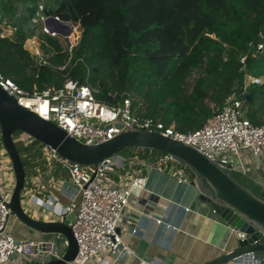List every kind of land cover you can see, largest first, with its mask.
Returning a JSON list of instances; mask_svg holds the SVG:
<instances>
[{
  "label": "trees",
  "instance_id": "16d2710c",
  "mask_svg": "<svg viewBox=\"0 0 264 264\" xmlns=\"http://www.w3.org/2000/svg\"><path fill=\"white\" fill-rule=\"evenodd\" d=\"M38 3L45 4L46 15L82 26L64 70V38L32 24ZM0 25L15 28L8 38L0 30V71L24 90L59 88L66 79L87 83L99 100L117 103L130 96L135 107L142 102L145 117L181 132L201 129L215 107L236 95L249 121L264 125V49L258 50L264 46V0H0ZM33 36L41 41L46 65L25 49ZM203 67L204 75L188 90V78ZM13 138L26 172L24 199L37 191L30 177L46 175L49 166L44 144L25 146ZM133 149L130 156L166 155Z\"/></svg>",
  "mask_w": 264,
  "mask_h": 264
},
{
  "label": "built area",
  "instance_id": "2783aa9c",
  "mask_svg": "<svg viewBox=\"0 0 264 264\" xmlns=\"http://www.w3.org/2000/svg\"><path fill=\"white\" fill-rule=\"evenodd\" d=\"M45 10L44 3L37 4V12L32 24L51 37L64 38L69 55L65 66L59 68L64 70L70 66L83 29L79 23L48 16ZM11 28L14 33L15 28ZM1 37L10 36L1 34ZM25 44L29 46L27 51L30 54L41 56V41L37 36L27 39ZM252 46L251 44L250 47ZM263 49L264 46L260 43L258 50L261 52ZM245 60L246 56L241 62L244 64ZM38 63V65L48 64L44 60ZM248 80L252 84L262 83V79L259 78L249 77ZM0 87L9 96L15 98L22 108L58 126L70 137L86 145L105 143L129 130L158 133L195 148L212 163L228 170L229 173L233 171L246 173L241 155L243 151L248 152L254 159L264 156V125L256 126L249 121L242 102L236 95L229 96L222 106L215 107L201 129L181 132L174 125L167 126L160 120L145 117L142 114L141 101L135 107L132 97L122 95L120 102H104L97 98L98 91L89 84H81L71 79H66L59 88L52 86L43 91L37 89L27 91L0 71ZM19 139L25 146L35 140L30 136L27 138L19 136ZM1 152L6 158L0 157V264H24L25 261H28V264L36 262L44 264L48 258L61 259L65 251L60 252L54 240H19L9 233V221L12 216L9 204L15 189V175L6 150ZM42 154L48 166L57 164L68 173L70 182L76 187L80 196L73 223L78 253L75 260L69 264H88L93 258L103 262L106 254H117L116 262L130 256L131 251L120 234V222L123 213L130 206L131 199L146 189V179L143 177V167L146 166L144 160L137 156L133 159H125L120 155L107 159L98 167H84L64 159L56 150L48 146L43 148ZM176 161L166 154L159 157L156 164L164 167ZM128 166H131L130 169ZM122 171L124 173H121ZM115 174L118 182L113 183L110 176ZM35 180L37 179H33L34 183ZM40 203L43 204L42 201ZM72 211L74 207L68 206L65 207L63 214ZM146 217L148 215L140 214L137 224L130 227L132 235L137 236L141 233L142 221ZM155 222L158 226L173 228L160 217L155 218ZM65 246L67 247L66 240ZM137 264L161 263L139 258Z\"/></svg>",
  "mask_w": 264,
  "mask_h": 264
},
{
  "label": "crops",
  "instance_id": "0c3cea01",
  "mask_svg": "<svg viewBox=\"0 0 264 264\" xmlns=\"http://www.w3.org/2000/svg\"><path fill=\"white\" fill-rule=\"evenodd\" d=\"M243 154L249 159L248 166H253L249 169L245 167L246 173L264 185V156L254 159L246 151ZM135 156L146 163L143 167L146 189L131 199L120 222V234L131 255L116 262L117 254H106L103 262L95 260L92 264H137L139 258L161 264H258L248 258L227 262L226 256L237 247V242L232 230L201 200V196L209 190L190 168L178 161L159 167L156 164L159 159L157 156L143 158L135 154L130 159ZM46 165L48 166L47 163ZM58 166L49 165L46 175L30 177L37 191L26 194L22 199L25 200L23 207L31 217L36 215L37 220L57 221L64 217L70 219L71 215L77 214L80 196L63 168L62 173L58 171L55 175L54 171ZM35 178L37 180L34 183ZM111 179L115 183V179ZM184 179L186 182H179ZM40 201L43 202L42 205ZM68 206H73L74 211L63 214ZM141 213L148 217L142 221L141 233L134 236L130 233V227L137 224ZM47 215H53V218L40 219ZM159 217L173 228L158 226L155 218ZM14 220L16 221H9L8 231L16 239L54 240L59 251H65L63 236L40 234L19 220Z\"/></svg>",
  "mask_w": 264,
  "mask_h": 264
},
{
  "label": "water",
  "instance_id": "95a60500",
  "mask_svg": "<svg viewBox=\"0 0 264 264\" xmlns=\"http://www.w3.org/2000/svg\"><path fill=\"white\" fill-rule=\"evenodd\" d=\"M0 125L3 145L15 175V189L9 204L11 215L37 233L61 235L67 241L62 258H48L44 264H69L75 260L78 253L77 240L73 234L75 226L66 217L57 221H40L24 210L22 192L25 189L26 172L13 139L14 133L18 131L56 150L64 159L84 167H98L107 159L120 156L131 148L170 155L188 166L206 184L209 191L201 196V200L232 230L237 247L226 256L227 262L248 258L264 264V185L248 173H229L195 148L158 133L129 130L102 144H83L58 126L22 108L1 87Z\"/></svg>",
  "mask_w": 264,
  "mask_h": 264
},
{
  "label": "rangeland",
  "instance_id": "374dc122",
  "mask_svg": "<svg viewBox=\"0 0 264 264\" xmlns=\"http://www.w3.org/2000/svg\"><path fill=\"white\" fill-rule=\"evenodd\" d=\"M0 30H1V34H3L4 36H12L13 34V31H12V28H11V26H5V25H0ZM38 37V36H37ZM39 39V38H38ZM40 40V39H39ZM25 49L26 50H28L29 49V46L27 45V44H25ZM31 56L34 58V61H35V63H37V64H39L38 62H40V60H44V61H46L47 60V57L43 54V51H42V53H41V56H39V57H37V56H35V55H32L31 54ZM204 73H205V67H203V68H201V69H198V70H195L192 74H191V76L188 78V90H191V88H192V86L195 84V82H196V80L199 78V77H201V76H203L204 75ZM14 136H15V141L17 140V142H19L20 144L22 143L21 141H20V139H19V136L21 137H25V138H27L28 137V135H26L25 133H18V132H16V133H14ZM14 139V138H13ZM23 145V144H22ZM1 150H3V151H5V147H4V145H3V141H2V139L0 140V157L2 156L3 158H6V156L5 155H3L2 154V152H1ZM133 150L135 151V149H133V148H131V149H128V150H126L124 153H122L121 154V156L122 157H124L125 159H129L131 156H130V153L131 152H133ZM242 160H243V163L245 164V167H246V169H249V168H252L253 166H248L249 164H248V161H249V159H248V157L246 156V155H244L243 154V152H242ZM179 162V161H178ZM180 163V162H179ZM180 164H182V163H180ZM183 165V164H182ZM184 166H186V165H184ZM186 167H188V166H186ZM57 168V167H56ZM59 171H60V173H62V171H61V166H59ZM189 168V167H188ZM193 172V171H192ZM121 173H124L123 171L121 172ZM195 174V173H194ZM110 177H112V178H114L115 180H114V182L116 183V182H118L117 180H118V177H117V175L115 174V175H111ZM1 183H2V180H1ZM24 201L25 200H22V202H23V206H24ZM34 218H36L37 216L36 215H32ZM52 219L53 218V215H47V217H41L40 219H42V220H44V219ZM14 219H16L14 216H11V218H10V221H12V222H15L16 220H14ZM75 219H76V215H71L70 216V221L71 222H75ZM18 220V219H17ZM95 260H97L96 258H93L88 264H92ZM28 264V261H25V263L24 264Z\"/></svg>",
  "mask_w": 264,
  "mask_h": 264
}]
</instances>
